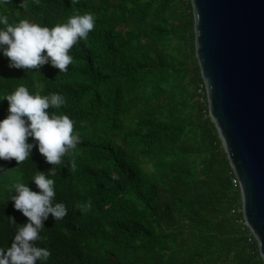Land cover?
I'll return each instance as SVG.
<instances>
[{"label": "trees", "instance_id": "obj_1", "mask_svg": "<svg viewBox=\"0 0 264 264\" xmlns=\"http://www.w3.org/2000/svg\"><path fill=\"white\" fill-rule=\"evenodd\" d=\"M10 22L54 25L92 12L96 26L70 50L67 72L9 66L0 53V94L24 84L58 91L57 111L81 141L55 166L68 214L45 221L47 264H264L240 219L238 184L208 112L195 55L190 0H0ZM0 99V119L8 114ZM29 137V140H32ZM72 160L77 167H71ZM0 246L28 218L10 194L18 180L54 165L38 146L20 163L0 158ZM91 202V208H81Z\"/></svg>", "mask_w": 264, "mask_h": 264}, {"label": "clouds", "instance_id": "obj_2", "mask_svg": "<svg viewBox=\"0 0 264 264\" xmlns=\"http://www.w3.org/2000/svg\"><path fill=\"white\" fill-rule=\"evenodd\" d=\"M96 26L92 12L70 15L66 22L54 25L34 22L22 18L10 22L9 16L0 11V53L9 58V66L26 71L39 70L50 63L60 72H67L74 62L71 49L81 40L87 41L89 33ZM7 98L8 114L0 119V158H15L20 163L29 159L34 145L54 166L39 170L30 179L39 190L30 187L28 181L18 180L11 186L10 194L14 207L28 219L18 223L14 216H8L16 226L10 245L0 246V264H47L51 249L37 243L44 241L42 234L45 221L51 214L55 221L64 218L69 211L63 201H57L55 166L64 162V157L77 148L81 135L74 128V120L59 109L66 103V97L58 91L44 94L37 85L36 91L24 84L10 92L0 94ZM32 137V140H29ZM71 167H77L72 160ZM5 166L0 164V171ZM81 208H91V202Z\"/></svg>", "mask_w": 264, "mask_h": 264}, {"label": "water", "instance_id": "obj_3", "mask_svg": "<svg viewBox=\"0 0 264 264\" xmlns=\"http://www.w3.org/2000/svg\"><path fill=\"white\" fill-rule=\"evenodd\" d=\"M208 112L264 262V0H190Z\"/></svg>", "mask_w": 264, "mask_h": 264}, {"label": "rangeland", "instance_id": "obj_4", "mask_svg": "<svg viewBox=\"0 0 264 264\" xmlns=\"http://www.w3.org/2000/svg\"><path fill=\"white\" fill-rule=\"evenodd\" d=\"M238 210L242 211V209H241V205H240V207H239ZM240 221H241L243 224H246L245 221H244L243 215L241 216Z\"/></svg>", "mask_w": 264, "mask_h": 264}, {"label": "built area", "instance_id": "obj_5", "mask_svg": "<svg viewBox=\"0 0 264 264\" xmlns=\"http://www.w3.org/2000/svg\"><path fill=\"white\" fill-rule=\"evenodd\" d=\"M233 184H239V181H238L236 176H235V178H233Z\"/></svg>", "mask_w": 264, "mask_h": 264}]
</instances>
